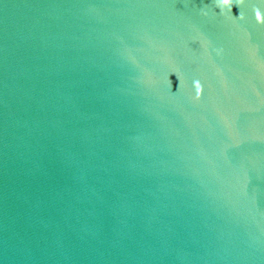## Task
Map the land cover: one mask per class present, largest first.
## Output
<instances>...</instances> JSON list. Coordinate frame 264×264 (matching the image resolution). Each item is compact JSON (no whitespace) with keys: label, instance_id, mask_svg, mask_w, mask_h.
Listing matches in <instances>:
<instances>
[{"label":"water","instance_id":"95a60500","mask_svg":"<svg viewBox=\"0 0 264 264\" xmlns=\"http://www.w3.org/2000/svg\"><path fill=\"white\" fill-rule=\"evenodd\" d=\"M0 264H264V0H0Z\"/></svg>","mask_w":264,"mask_h":264}]
</instances>
